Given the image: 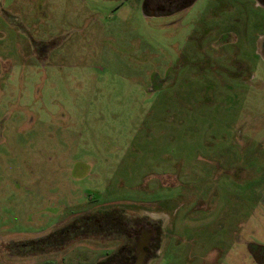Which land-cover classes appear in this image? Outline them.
Segmentation results:
<instances>
[{
  "label": "rangeland",
  "instance_id": "1",
  "mask_svg": "<svg viewBox=\"0 0 264 264\" xmlns=\"http://www.w3.org/2000/svg\"><path fill=\"white\" fill-rule=\"evenodd\" d=\"M144 1L0 0V244L118 205L170 217L152 264H264V6Z\"/></svg>",
  "mask_w": 264,
  "mask_h": 264
},
{
  "label": "flooded vegetation",
  "instance_id": "2",
  "mask_svg": "<svg viewBox=\"0 0 264 264\" xmlns=\"http://www.w3.org/2000/svg\"><path fill=\"white\" fill-rule=\"evenodd\" d=\"M154 1H146L143 7L145 5L153 10V6L162 7L168 0ZM258 1L264 6V0ZM258 47L261 56L264 57V36L259 38ZM237 85L241 92L247 91L246 85L239 83ZM262 201L264 203V194ZM142 210L120 208L118 205L116 208L111 206L97 208L65 222L43 236L0 244V255L6 259L9 257L25 259L46 253L48 250L58 253L64 248L78 245L84 239V242L85 240L100 242L101 246L107 244L105 256L95 264L156 263L163 253L164 246L173 236L170 230L171 220L161 209L155 210V214L140 212ZM238 237L239 234L237 240ZM57 264H61V261L59 260Z\"/></svg>",
  "mask_w": 264,
  "mask_h": 264
},
{
  "label": "trees",
  "instance_id": "3",
  "mask_svg": "<svg viewBox=\"0 0 264 264\" xmlns=\"http://www.w3.org/2000/svg\"><path fill=\"white\" fill-rule=\"evenodd\" d=\"M146 1H149V0H145V2L144 3H146ZM152 2L154 1V0H151ZM186 1V5H184V7H187V6H189L190 4H191V0H185ZM171 2H173V1H171ZM120 203V202H119Z\"/></svg>",
  "mask_w": 264,
  "mask_h": 264
}]
</instances>
